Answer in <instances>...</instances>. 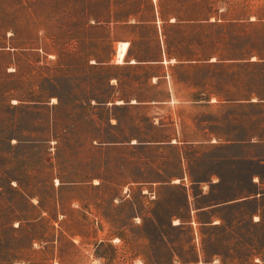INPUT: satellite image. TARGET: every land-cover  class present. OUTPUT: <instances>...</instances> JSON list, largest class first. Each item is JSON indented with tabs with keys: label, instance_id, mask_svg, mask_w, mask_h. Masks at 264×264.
I'll list each match as a JSON object with an SVG mask.
<instances>
[{
	"label": "rangeland",
	"instance_id": "obj_1",
	"mask_svg": "<svg viewBox=\"0 0 264 264\" xmlns=\"http://www.w3.org/2000/svg\"><path fill=\"white\" fill-rule=\"evenodd\" d=\"M257 95L264 0H0V264H264Z\"/></svg>",
	"mask_w": 264,
	"mask_h": 264
},
{
	"label": "trees",
	"instance_id": "obj_2",
	"mask_svg": "<svg viewBox=\"0 0 264 264\" xmlns=\"http://www.w3.org/2000/svg\"><path fill=\"white\" fill-rule=\"evenodd\" d=\"M204 50V49H203ZM191 53H189V55H190ZM250 56H251V54H249L248 56H246V57H241V58H243V59H250ZM189 57H191V55L189 56ZM234 58H237V57H234ZM189 59H191V58H189ZM253 64H257L256 62H252V61H248V63L246 64V63H237L236 65H253ZM217 65H219V63L218 62H213V63H209V64H207V66H213V67H215V66H217ZM192 66V65H191ZM216 83H214V85H212L213 86V88L215 89V90H223L225 87H227L228 86V84L227 83H223V82H218V81H215ZM192 84L193 85H195V84H197V83H195V82H192ZM249 84V85H248ZM259 85H262L260 82H257V81H247V82H243V81H236V82H234V83H232L231 84V86H233L234 87V95L235 96H246L245 94H243L242 93V91L244 92V91H249V90H251L252 92H254L255 91V88L256 87H258ZM248 86H250V87H248ZM193 94H195V93H193ZM258 96V98L259 99H264V95H262V96H260V95H257ZM230 199H228V200H226V201H229ZM223 201V200H222ZM242 200H239V201H235V202H241ZM217 202H220V201H217ZM232 203V202H231ZM228 204H230V203H228Z\"/></svg>",
	"mask_w": 264,
	"mask_h": 264
},
{
	"label": "crops",
	"instance_id": "obj_3",
	"mask_svg": "<svg viewBox=\"0 0 264 264\" xmlns=\"http://www.w3.org/2000/svg\"><path fill=\"white\" fill-rule=\"evenodd\" d=\"M127 54V53H126ZM126 56V55H125ZM134 60V59H133ZM135 61V60H134ZM133 62V61H132Z\"/></svg>",
	"mask_w": 264,
	"mask_h": 264
}]
</instances>
